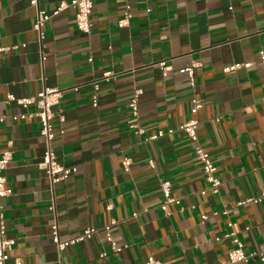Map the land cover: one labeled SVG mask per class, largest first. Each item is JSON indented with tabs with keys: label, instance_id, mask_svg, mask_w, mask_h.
Returning a JSON list of instances; mask_svg holds the SVG:
<instances>
[{
	"label": "crops",
	"instance_id": "0c3cea01",
	"mask_svg": "<svg viewBox=\"0 0 264 264\" xmlns=\"http://www.w3.org/2000/svg\"><path fill=\"white\" fill-rule=\"evenodd\" d=\"M60 1L39 0V8L50 13ZM92 1L89 32L76 27L75 9L67 8L44 23L39 42L28 0H0V46L18 45L0 54V114L7 116L0 153L11 151L4 175L12 190L2 204L7 236L16 240L11 255L30 264H144L149 255L163 264H264L258 255L229 263L234 243L222 238L231 229L246 254L264 246V200L236 204L264 190V59L258 56L264 0ZM127 5L130 23L119 27ZM162 60L170 65L166 76ZM193 62L191 86L179 70ZM245 62L251 65L223 70ZM106 70L115 75L99 81L94 107L92 82ZM44 87L63 90L64 120L53 119L51 147L73 168L53 185L39 167L45 143L38 120L12 121L10 115L26 110L6 102L7 94L29 97ZM136 88L143 133L130 127L128 101ZM194 96L202 102L195 115ZM193 116L198 141L217 166V193L207 189L194 142L178 129ZM168 128L173 132L145 140ZM124 158L131 159L127 170ZM163 179L179 199L166 210ZM112 221L113 238L126 245L117 253L103 230ZM56 222L61 239L96 231L59 251L51 233Z\"/></svg>",
	"mask_w": 264,
	"mask_h": 264
},
{
	"label": "built area",
	"instance_id": "2783aa9c",
	"mask_svg": "<svg viewBox=\"0 0 264 264\" xmlns=\"http://www.w3.org/2000/svg\"><path fill=\"white\" fill-rule=\"evenodd\" d=\"M30 6L35 8L36 17L33 23V29L38 34V41L41 42L44 33L42 30V26L46 21H48L52 16L57 15L60 11L67 8H74V18L76 27L82 32H89L91 29V19L90 16L93 10V1L92 0H61L59 5L50 13L39 8V0H28ZM132 17L131 6L127 5L123 10L122 16L117 21V25L119 27L127 26L130 23ZM17 46L12 47H1L0 46V54L2 51L11 48H17ZM258 56L260 59H264V49L260 48L258 51ZM41 60H44L43 53H40ZM91 60V58H89ZM162 70V74L164 76L167 75L170 70V65L166 63V61L162 60L158 62ZM251 65L250 62L245 63H235L230 66H226L223 70L230 71L235 70L240 66L249 67ZM198 66V62H193L191 65L181 68L179 71L186 73L189 79V84L191 86L194 85V68ZM115 75V72L112 70H106L102 73L101 78L99 80H95L92 82L93 89L95 93L92 95V105L94 107L97 106L98 102V94L97 91L100 88L99 81L100 80H109L111 77ZM77 87H74L76 90ZM63 90L60 88H50L44 87L40 91H38L34 96L29 97H20L16 98L12 94H7L6 102L16 101L17 104L21 105L25 108L26 111L12 114L8 118L12 121L17 120H27V119H37L39 122V133L44 140L45 149L43 153V158L39 163V167L45 172L48 179L50 180L51 185L65 180L67 176L72 172L71 167H66L61 164L54 153L53 148L51 147V141L53 140L55 134L52 130V123L54 117L57 115L60 121H63L62 110L60 107L61 98H62ZM142 93L140 88H136L128 101L129 114L132 117L133 121L131 122L130 127L136 133H143L142 127L138 124V116H139V106L138 100L139 96ZM32 105L33 110H28V107ZM202 102L197 97L191 98V113L195 115L197 111L201 108ZM7 119L6 115L0 114V124L3 123ZM198 119L193 116L189 120L181 123L178 126V129L184 132L187 137L194 142L193 145V154L195 158L200 162L202 172L204 174V179L207 183V189L212 193H217L219 190V186L221 184V180L217 174V166L213 161L210 153L201 145L198 141L197 134V126ZM173 129L168 128L167 130L159 129L151 135L147 136L145 140H155L162 136L164 133H172ZM11 159V151L5 150L0 153V264H30L22 260L19 255H11V251L16 242L15 238L7 236L6 229V221L3 211L2 198L9 196L12 193V190L6 187V178L4 175V170L6 169L7 164ZM131 163L130 158H124L123 166L124 169H128ZM149 166L154 167V162L149 160ZM160 190L162 196L164 198L163 203L161 204V208L163 210L167 209V205L170 203H179V199L172 196L171 194V182L167 179H163L160 182ZM205 190L202 191L204 193ZM264 200V190L256 197L245 198L238 200L236 202L237 206H242L248 202L258 203ZM228 210L225 208L222 213L226 214ZM207 216L204 214L201 216L202 219H205ZM112 224L114 221L109 222L103 226V230L105 233V240L109 244L111 252H120L126 245L118 244L112 235ZM228 227L231 228V222L227 223ZM52 241L55 243L57 249L60 251L64 249L66 246L83 241L85 239L90 238L93 233L96 231L95 227L85 228L81 233L76 236L70 237L68 239H61L58 234V225L57 222L52 226ZM222 238H232L234 243L233 248H231L228 252V262L229 263H237V262H245L248 261L250 256L258 255L261 260H264V246L257 251H253L249 254H246L243 250V243L237 238L234 231L231 229L225 232ZM220 237H215V240H219ZM101 255H105L102 253ZM144 264H163L161 260L155 258L153 255L147 256Z\"/></svg>",
	"mask_w": 264,
	"mask_h": 264
}]
</instances>
